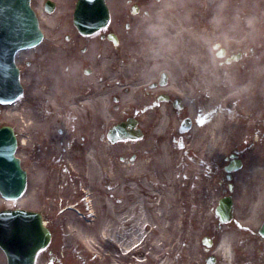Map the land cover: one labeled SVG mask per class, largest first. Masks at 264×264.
<instances>
[{
  "label": "rangeland",
  "instance_id": "obj_1",
  "mask_svg": "<svg viewBox=\"0 0 264 264\" xmlns=\"http://www.w3.org/2000/svg\"><path fill=\"white\" fill-rule=\"evenodd\" d=\"M171 1L174 2V0H171ZM204 2H201L204 5V7L198 13V17H200V19H197V21L201 20V22H208L209 20L218 19V18H216L217 16H220L219 19H222L221 18V12H223V14L230 13L229 10H226L228 5L238 4L239 3V1L234 2V3H230L229 0L226 1V2H225V0H208V1L204 0ZM181 3L178 2V0H175V4L173 3V6L175 8L179 7V6L185 7V5H183ZM193 5H195V4H194V2L191 1L189 3V7L187 9H191L192 10ZM202 18H205L206 20H203ZM177 19L178 18H176L175 20H177ZM181 19H182V23H183L184 26H186L189 22H195V19L189 18L188 15L184 16ZM175 27H176V24H175ZM181 35L182 34L177 35L175 33V41L178 39L177 40V44H176L177 45L176 48L187 47V44H185V42L183 41V36H181ZM193 47H194V51H196V53H197L198 50H196V48H198V47L197 46H193ZM14 109H15V106H13V105H10V106H2V105H0V124L5 123V122H7L9 124H13L14 117H15ZM3 121H5V122H3ZM19 122H20V125H21L20 127L21 128L25 127L23 122L18 120V123ZM22 129H24V128H22ZM0 204H2L1 200H0ZM9 204L10 205H25V204L19 203V202L8 203L7 205H9ZM27 205H25V206H27ZM57 233H58V235L62 234V231L60 230V228H57ZM68 258H69L71 264H75L76 259H75V255L73 253H70ZM42 264H44V263H42ZM263 264H264V262H263Z\"/></svg>",
  "mask_w": 264,
  "mask_h": 264
},
{
  "label": "bare ground",
  "instance_id": "obj_2",
  "mask_svg": "<svg viewBox=\"0 0 264 264\" xmlns=\"http://www.w3.org/2000/svg\"><path fill=\"white\" fill-rule=\"evenodd\" d=\"M158 204H160V203L156 202V203L153 204V206H156V205H158ZM141 225H142V224H141ZM137 230L141 232V227H137Z\"/></svg>",
  "mask_w": 264,
  "mask_h": 264
}]
</instances>
